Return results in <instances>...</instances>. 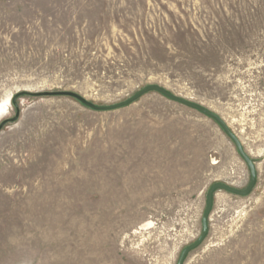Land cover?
I'll list each match as a JSON object with an SVG mask.
<instances>
[{"label":"rangeland","instance_id":"1","mask_svg":"<svg viewBox=\"0 0 264 264\" xmlns=\"http://www.w3.org/2000/svg\"><path fill=\"white\" fill-rule=\"evenodd\" d=\"M264 264V0H0V264ZM16 97L15 104L12 99ZM4 106V107H2ZM4 110V111H3Z\"/></svg>","mask_w":264,"mask_h":264},{"label":"water","instance_id":"2","mask_svg":"<svg viewBox=\"0 0 264 264\" xmlns=\"http://www.w3.org/2000/svg\"><path fill=\"white\" fill-rule=\"evenodd\" d=\"M148 93H158L170 101L176 102V103L181 104L183 106H186L190 109H193V110L203 114L204 116L210 118L211 120H213L222 129V131L230 138V140L234 143L239 156L242 158V160L247 165L249 173H250L249 184L244 190H236V189L230 188L224 184H214L208 190L207 198H206V208H205V212H204L203 217H202V232H201L199 238L192 245L188 246L187 248H185L182 251V253L180 254V257L178 259V262H177V264H184V261H185L187 255L191 251L198 248L207 235V222H208V216L210 214L211 207H212V198H213L214 193L216 191H224V192L234 194L237 196L246 197L252 192V190L256 184V171H255V167H254L252 160L244 153L242 146L240 145V143L238 142L236 137L229 131L227 126L224 124V122L218 116H216L215 114H213L209 110L205 109L204 107H202L198 104L192 103L190 101H187L185 99H182L180 97H177L173 94H170L165 89H163L159 86H156V85H150V86L142 89L138 93H136L134 96H132L130 99L126 100L125 102H122L120 104L110 106V107L95 106V105L87 102L86 100H84L79 95H77L75 93H71V92H45V93H34V94L29 93L28 95L35 96V97H69V98L76 100L81 105H83L89 109H92L95 111H110V110H116L119 108L126 107V106L136 102L138 99H140L141 97H143L144 95H146ZM15 99H16V97H14L12 99L13 104H15Z\"/></svg>","mask_w":264,"mask_h":264},{"label":"trees","instance_id":"3","mask_svg":"<svg viewBox=\"0 0 264 264\" xmlns=\"http://www.w3.org/2000/svg\"><path fill=\"white\" fill-rule=\"evenodd\" d=\"M6 123V121L0 122V130L3 127V125Z\"/></svg>","mask_w":264,"mask_h":264},{"label":"bare ground","instance_id":"4","mask_svg":"<svg viewBox=\"0 0 264 264\" xmlns=\"http://www.w3.org/2000/svg\"><path fill=\"white\" fill-rule=\"evenodd\" d=\"M2 107H4V106H2ZM0 110H2V108H0ZM4 111V110H3Z\"/></svg>","mask_w":264,"mask_h":264}]
</instances>
